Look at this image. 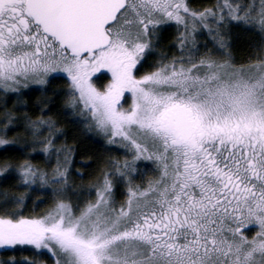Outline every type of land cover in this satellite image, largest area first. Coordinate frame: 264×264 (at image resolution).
<instances>
[{"label": "snow or ice", "instance_id": "6c2138e0", "mask_svg": "<svg viewBox=\"0 0 264 264\" xmlns=\"http://www.w3.org/2000/svg\"><path fill=\"white\" fill-rule=\"evenodd\" d=\"M0 146V264H264V0H0Z\"/></svg>", "mask_w": 264, "mask_h": 264}, {"label": "trees", "instance_id": "16d2710c", "mask_svg": "<svg viewBox=\"0 0 264 264\" xmlns=\"http://www.w3.org/2000/svg\"><path fill=\"white\" fill-rule=\"evenodd\" d=\"M39 95V93L37 92V93H34L33 94V96H32V99L33 100H35L36 99V97ZM68 127V130L71 132V131H74V129H72V126L71 125H68L67 126ZM12 135V133H9V136H11ZM5 155H7V156H17V155H19L18 153H16V152H5V150H4V147L3 146H0V159H3L4 158V156ZM74 179H77V182H78V178H75L74 177ZM12 183H14V181H11V180H9V181H7V182H4L3 180H2V178H0V186H7V185H10V184H12ZM25 254H28V253H25ZM0 258H3L2 257V254H0Z\"/></svg>", "mask_w": 264, "mask_h": 264}]
</instances>
